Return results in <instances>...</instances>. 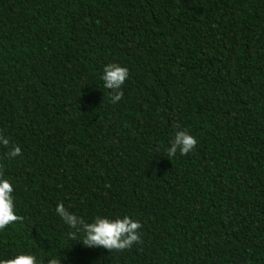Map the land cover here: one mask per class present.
<instances>
[{
    "label": "trees",
    "instance_id": "16d2710c",
    "mask_svg": "<svg viewBox=\"0 0 264 264\" xmlns=\"http://www.w3.org/2000/svg\"><path fill=\"white\" fill-rule=\"evenodd\" d=\"M110 63L129 70L116 104ZM0 130L22 149L0 165L24 218L0 259L264 264V0H0ZM177 130L197 146L167 157ZM58 203L127 215L142 243L70 240Z\"/></svg>",
    "mask_w": 264,
    "mask_h": 264
},
{
    "label": "clouds",
    "instance_id": "9594fccd",
    "mask_svg": "<svg viewBox=\"0 0 264 264\" xmlns=\"http://www.w3.org/2000/svg\"><path fill=\"white\" fill-rule=\"evenodd\" d=\"M129 78V70L118 63H110L103 69L101 80L108 92L110 102L118 103L124 98L122 86ZM198 141L186 130H177L166 150L167 157H175L177 152L185 156L195 149ZM0 146L8 149L9 159L22 155V149L13 145L10 138L0 130ZM159 152V150H157ZM165 155V154H164ZM14 187L10 180L4 177L3 165H0V231L9 225L21 223L23 217L16 214L13 198ZM57 216L71 229L67 233L70 240L81 242L87 247H99L108 251L123 252L129 250L134 244L142 243L139 221H133L129 216L115 219L96 216L91 222L85 221L70 212L63 203L55 208ZM82 233V238L79 234ZM56 250L45 252V256L38 258L35 254H18L12 258L0 259V264H61V257L55 254Z\"/></svg>",
    "mask_w": 264,
    "mask_h": 264
}]
</instances>
